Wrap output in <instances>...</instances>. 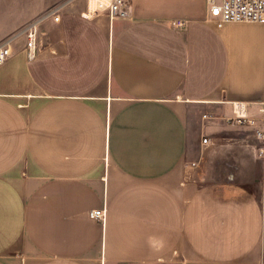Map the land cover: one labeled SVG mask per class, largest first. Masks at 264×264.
<instances>
[{
    "label": "crops",
    "instance_id": "0c3cea01",
    "mask_svg": "<svg viewBox=\"0 0 264 264\" xmlns=\"http://www.w3.org/2000/svg\"><path fill=\"white\" fill-rule=\"evenodd\" d=\"M132 1L111 20L55 0L37 58L13 40L0 264H264V24L218 26L206 0ZM240 111L256 125L233 124Z\"/></svg>",
    "mask_w": 264,
    "mask_h": 264
},
{
    "label": "built area",
    "instance_id": "2783aa9c",
    "mask_svg": "<svg viewBox=\"0 0 264 264\" xmlns=\"http://www.w3.org/2000/svg\"><path fill=\"white\" fill-rule=\"evenodd\" d=\"M96 3L93 14L105 13L111 20L129 19L132 15V0H91ZM209 18L218 26L225 23H259L264 24V0H206ZM61 8L49 10L41 18L28 23L22 30L21 35L26 38V50L29 59L38 56V47L41 45L40 27L44 20L52 18L55 22L60 19ZM175 28H183L185 20H178L172 23ZM16 37L8 38L0 42V67H2L12 55V42ZM264 107V103L262 104ZM260 111H264V108ZM233 124L255 126L256 121L242 111L235 112V116L230 119ZM256 138L264 141V132H257ZM209 139L204 138L203 143L208 144ZM264 150H261L263 153ZM94 220L104 221L106 210H93L89 213Z\"/></svg>",
    "mask_w": 264,
    "mask_h": 264
},
{
    "label": "rangeland",
    "instance_id": "374dc122",
    "mask_svg": "<svg viewBox=\"0 0 264 264\" xmlns=\"http://www.w3.org/2000/svg\"><path fill=\"white\" fill-rule=\"evenodd\" d=\"M54 3L55 0H0V34L16 29L20 23L28 20L0 42L11 37L20 36L23 28L28 23L41 18L51 9L61 8L58 3Z\"/></svg>",
    "mask_w": 264,
    "mask_h": 264
}]
</instances>
